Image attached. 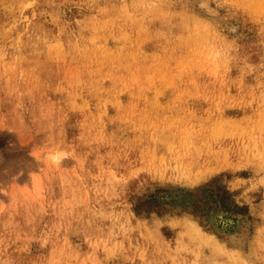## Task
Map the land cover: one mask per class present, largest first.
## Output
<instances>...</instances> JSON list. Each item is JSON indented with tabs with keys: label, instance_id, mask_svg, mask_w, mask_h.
<instances>
[{
	"label": "rangeland",
	"instance_id": "374dc122",
	"mask_svg": "<svg viewBox=\"0 0 264 264\" xmlns=\"http://www.w3.org/2000/svg\"><path fill=\"white\" fill-rule=\"evenodd\" d=\"M0 264H264V0H0Z\"/></svg>",
	"mask_w": 264,
	"mask_h": 264
},
{
	"label": "bare ground",
	"instance_id": "6f19581e",
	"mask_svg": "<svg viewBox=\"0 0 264 264\" xmlns=\"http://www.w3.org/2000/svg\"><path fill=\"white\" fill-rule=\"evenodd\" d=\"M205 6V5H204ZM208 7V6H207ZM206 8V6H205ZM52 158L56 161L60 160L62 158V154H58V153H53L51 154Z\"/></svg>",
	"mask_w": 264,
	"mask_h": 264
}]
</instances>
